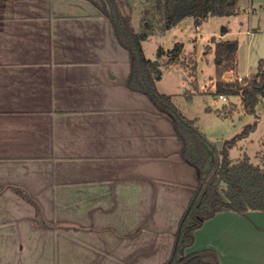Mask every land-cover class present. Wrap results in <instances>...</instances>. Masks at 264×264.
Here are the masks:
<instances>
[{
    "label": "crops",
    "instance_id": "1",
    "mask_svg": "<svg viewBox=\"0 0 264 264\" xmlns=\"http://www.w3.org/2000/svg\"><path fill=\"white\" fill-rule=\"evenodd\" d=\"M129 72L90 0H0V264L173 257L200 174ZM194 236L187 255L264 264V211L220 212Z\"/></svg>",
    "mask_w": 264,
    "mask_h": 264
},
{
    "label": "trees",
    "instance_id": "2",
    "mask_svg": "<svg viewBox=\"0 0 264 264\" xmlns=\"http://www.w3.org/2000/svg\"><path fill=\"white\" fill-rule=\"evenodd\" d=\"M100 13L107 18L113 27L118 43L128 51L130 72L127 87L130 91L144 95L154 107L170 117L176 136L182 147V156L201 174L207 165L211 170L206 172L207 178L200 187L196 199L191 204L186 219L177 234V242L173 257L166 264H221L214 251L205 250L187 255L186 251L195 241L194 232L206 220L220 212L233 211L239 214L248 211H264V169L251 163L249 158L235 163L230 158V150L238 142L247 138L256 129V123L247 125L242 133L224 141L221 149H215L206 143L194 122L179 114L172 102V96L161 94L156 82L161 79L162 71L147 58L142 42L153 32L152 28L137 33L133 29L130 16L120 10L118 0H90ZM239 0H162L163 31H168L187 17L195 19L198 25L211 17L228 16L240 12L237 7ZM184 52V44L176 43L169 51L168 60L163 67L170 68L179 63ZM215 93L219 96H238L241 98L245 113L254 115L260 98H264V64L260 65L255 74L244 78L242 83L224 79L226 72L237 73L238 42L224 40L215 43ZM158 58L166 56L160 48ZM194 64V62H193ZM193 69H196L193 66ZM236 76V75H235ZM237 77V76H236ZM209 112L211 110L208 109ZM214 155L212 158L209 150ZM226 183V187H217L216 182ZM228 200L225 203L217 189Z\"/></svg>",
    "mask_w": 264,
    "mask_h": 264
},
{
    "label": "rangeland",
    "instance_id": "3",
    "mask_svg": "<svg viewBox=\"0 0 264 264\" xmlns=\"http://www.w3.org/2000/svg\"><path fill=\"white\" fill-rule=\"evenodd\" d=\"M118 2L121 12L123 9L126 15H130L135 32L153 29L142 46L147 58L160 63L162 76L157 83L158 91L172 96L174 109L193 121L195 128L213 142L230 140L242 133L247 125L256 123L257 129L251 137L239 141L231 159L237 163L249 158L251 163L264 169V98H260L256 113L250 115L245 113L240 97L227 96L228 101L224 102L214 95L215 90L211 88L216 71V42H238V71L243 78L255 74L260 61L264 64V0H239L236 8L240 12L211 17L201 25L194 18L187 17L168 31L162 30V0ZM176 43L184 44L179 63L171 68L163 67L168 60V52ZM160 48L166 55L162 58L157 55ZM161 115L171 121L164 113ZM67 227L69 231L74 229L71 225Z\"/></svg>",
    "mask_w": 264,
    "mask_h": 264
},
{
    "label": "water",
    "instance_id": "4",
    "mask_svg": "<svg viewBox=\"0 0 264 264\" xmlns=\"http://www.w3.org/2000/svg\"><path fill=\"white\" fill-rule=\"evenodd\" d=\"M154 64L156 65V66H158L159 67V65H160V63L158 62V61H154ZM198 132H199V134H201V136L203 137V139L206 141V143L207 144H209V145H211V146H213L215 149H221L222 147H223V145H224V142L223 141H211V140H209L202 132H200L199 130H198ZM206 148L209 150V152H210V154H211V156H212V158H214V155H213V153L211 152V150L206 146ZM211 170V166L210 165H207L206 166V168H205V172L203 173V174H201L200 173V171L198 170V173L200 174V185L202 186V185H204L205 184V182H206V178H207V174H206V172H209ZM215 186H217V187H226L227 186V184L226 183H221V182H216L215 184H214ZM200 186V187H201ZM217 191L220 193V195H221V197L223 198V200H224V202L225 203H228V200L222 195V193L220 192V189L218 188L217 189ZM195 199H196V196L193 198V200H192V203L191 204H193L194 203V201H195Z\"/></svg>",
    "mask_w": 264,
    "mask_h": 264
},
{
    "label": "built area",
    "instance_id": "5",
    "mask_svg": "<svg viewBox=\"0 0 264 264\" xmlns=\"http://www.w3.org/2000/svg\"><path fill=\"white\" fill-rule=\"evenodd\" d=\"M232 81H237V82L242 83L244 81V78L243 77H240V76H237V77L232 78ZM219 99H221L224 102L225 101H228V99H227L226 96H219Z\"/></svg>",
    "mask_w": 264,
    "mask_h": 264
}]
</instances>
